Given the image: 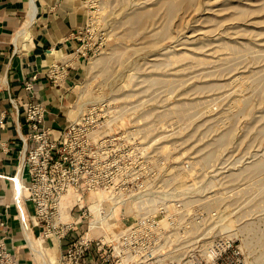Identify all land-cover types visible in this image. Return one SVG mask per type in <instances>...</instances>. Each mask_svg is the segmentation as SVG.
<instances>
[{
	"label": "rangeland",
	"instance_id": "374dc122",
	"mask_svg": "<svg viewBox=\"0 0 264 264\" xmlns=\"http://www.w3.org/2000/svg\"><path fill=\"white\" fill-rule=\"evenodd\" d=\"M168 1L84 0L83 68L65 115L113 119L107 129L139 133L154 160L178 161V186L193 178L187 199L216 210L210 226L244 245L247 264H264V167L253 166L264 160V0Z\"/></svg>",
	"mask_w": 264,
	"mask_h": 264
},
{
	"label": "built area",
	"instance_id": "2783aa9c",
	"mask_svg": "<svg viewBox=\"0 0 264 264\" xmlns=\"http://www.w3.org/2000/svg\"><path fill=\"white\" fill-rule=\"evenodd\" d=\"M80 48L77 54L84 55ZM68 64L50 63L46 74L52 84L65 77ZM35 78L26 81V91L32 92ZM8 100L15 108L13 98ZM45 112L39 101L23 109L26 130L18 133L21 148L14 172L0 173L9 191L0 182V264H34L24 225L32 235L55 238L58 247L69 237L58 264H247L244 245L210 226L216 210L208 214L187 199L193 185L188 172L178 186L172 176L178 161L154 160L152 143L141 142L139 133L108 130L113 119L106 123L101 116L80 115L48 127ZM5 117L0 109V128ZM65 194L70 202L64 211L60 201ZM95 194H104L108 204L124 211L123 225L110 240L86 234L95 216L88 203ZM126 208L131 211L125 213ZM10 221L17 223L28 263L11 239Z\"/></svg>",
	"mask_w": 264,
	"mask_h": 264
},
{
	"label": "crops",
	"instance_id": "0c3cea01",
	"mask_svg": "<svg viewBox=\"0 0 264 264\" xmlns=\"http://www.w3.org/2000/svg\"><path fill=\"white\" fill-rule=\"evenodd\" d=\"M87 19L84 0H0V109L6 113L0 128V173L14 172L21 148L18 133L26 130L23 109L30 101L45 105V126H62L68 120L65 101L82 73L84 55L77 54V49ZM58 61L69 62L67 74L52 84L46 70ZM32 75H36L31 80L33 90L26 91L24 85ZM8 97L13 98L16 110ZM0 182L9 194L8 182ZM10 224L11 239L28 263L17 223Z\"/></svg>",
	"mask_w": 264,
	"mask_h": 264
},
{
	"label": "bare ground",
	"instance_id": "6f19581e",
	"mask_svg": "<svg viewBox=\"0 0 264 264\" xmlns=\"http://www.w3.org/2000/svg\"><path fill=\"white\" fill-rule=\"evenodd\" d=\"M172 0H169L168 1V3L169 4H171V6L174 4H172V2H171ZM176 1V0H175ZM174 1V2H175ZM184 1V0H183ZM166 5V4H165ZM176 5V4H175ZM174 6V5H173ZM172 6V7H173ZM167 7V6H166ZM172 8H169V10H171ZM174 10V9H173ZM143 14V13H142ZM135 15V17L133 18V19H131V20H133V21H135V19L136 18H139V19H141L140 18V16L141 17H143V15H141V14H134ZM140 15V16H139ZM137 16H139V17H137ZM232 16V15H231ZM143 19V18H142ZM136 20H138V19H136ZM238 22V21H237ZM244 22V21H243ZM228 30V29H227ZM222 44V43H221ZM226 44V43H225ZM228 45V44H227ZM235 46V45H234ZM225 47V46H224ZM233 47V46H232ZM248 47V46H247ZM227 48H229L228 46H227ZM231 48V47H230ZM237 48V47H236ZM250 49H251V47H249ZM233 49V48H232ZM255 49V48H254ZM115 51V50H114ZM227 51V50H226ZM245 51V50H244ZM250 51V50H249ZM235 52H237V51H235ZM251 52V51H250ZM238 53V52H237ZM241 53H242V51H241ZM240 53V54H241ZM111 54V53H110ZM181 54V53H180ZM179 54V55H180ZM239 54V53H238ZM246 54H248V52L246 53ZM173 55V54H172ZM182 55V54H181ZM184 55V54H183ZM243 55V54H242ZM177 56V55H176ZM234 56V55H233ZM237 56V55H236ZM241 56V55H240ZM108 57H110V56H108ZM239 57V56H238ZM100 58V57H99ZM231 58H232V56H231ZM181 59H183V58H181ZM108 60L109 59H107V60H105L104 61V59L102 60V59H98V61H95V59H94V64H93V68L95 67V63H97L96 64V66L99 64V66H100V64L102 63L103 64V62H104V64H105V62H107L108 63ZM180 61V60H179ZM206 61V60H205ZM204 61V62H205ZM107 66V65H106ZM91 68V67H90ZM102 69H103V67H101ZM105 68V67H104ZM257 77H259V76H257ZM264 79V78H263ZM153 80V79H152ZM179 80V79H178ZM181 80V79H180ZM262 83V82H261ZM249 86V85H248ZM86 87V86H85ZM256 87V86H255ZM262 87V85L260 84V89H262L261 88ZM257 88V87H256ZM254 90V89H253ZM82 91V93H79V95H78V99L79 98H81L82 97V95H84L85 94V92H84V90H81ZM257 91H258V89H257ZM260 92V91H259ZM253 93V92H252ZM250 94V93H249ZM248 96H250V95H248ZM258 96H259V94H258ZM245 97V96H244ZM233 98H235V97H233ZM232 98V99H233ZM248 98V97H247ZM246 98V99H247ZM240 99V98H239ZM259 99V98H258ZM238 100V99H237ZM243 100V99H242ZM241 100V101H242ZM249 100V99H248ZM252 100V99H251ZM236 101V100H235ZM241 101H239V102H241ZM247 101V100H246ZM235 103V102H234ZM244 103H245V101H244ZM250 103V102H249ZM247 104V103H246ZM81 105V104H80ZM80 105L78 104V106L80 107ZM230 105H232V104H230ZM235 105V104H234ZM237 105H238V103H237ZM74 107V109H75V106H73ZM73 107L71 108V109H69V110H67L68 111V114H69V116L70 117H72V113L75 115V113H74V111H76V110H74L73 111ZM181 107V106H180ZM244 107H246V105H244ZM241 108H242V106H241ZM240 108V109H241ZM80 110V109H79ZM79 110H78V112H79ZM237 110H238V108H237ZM73 111V112H72ZM239 111V110H238ZM243 111H244V109H243ZM242 110H241V112H243ZM245 111L247 112V110L245 109ZM184 112V111H183ZM224 112H227V111H224ZM229 112V111H228ZM227 112V113H228ZM240 112V113H241ZM185 113V112H184ZM67 114V115H68ZM179 114V113H178ZM235 114V113H234ZM233 114V115H234ZM243 114H245V112L243 113ZM180 115H182V114H180ZM75 117V116H74ZM179 117H181V116H179ZM226 117H227V115H226ZM262 117V116H261ZM260 117V118H261ZM77 118V117H76ZM228 118V117H227ZM259 118V119H260ZM235 119V118H234ZM233 119V120H234ZM236 120V119H235ZM258 120V119H257ZM261 129V128H260ZM259 132V131H258ZM258 134V133H257ZM226 136H228V135H226ZM225 136V137H226ZM227 138V137H226ZM164 148V147H163ZM209 155H211V154H208L207 156H209ZM211 157V156H210ZM209 158V157H208ZM263 159V158H262ZM256 160L257 162H254V164H253V166H256L255 168L257 169V168H260V167H264V160ZM252 165V164H251ZM249 166V165H248ZM250 167H252V166H250ZM251 172V171H250ZM258 172V171H257ZM70 195L69 194H65L63 197H62V199H61V201H60V208H61V210H64L65 211V209H66V207L68 206V204H69V202H70ZM89 206H90V208L92 209V211H94V214H95V216H94V218L93 219H91L90 220V228H89V230L87 231V236H92V235H96V236H99L100 238H102L104 241H106V240H110L112 237H116L117 236V234H118V232H119V230L121 229V227H122V225H123V222H122V220H121V217H122V215L124 214V211L123 210H121V209H119V208H113L110 204H108L107 203V201H106V196L104 195V194H95V195H93L92 196V198H91V200L89 201ZM116 210H118L119 211V217L120 218H117L116 217ZM131 210H130V208H126L125 209V213H128V212H130ZM231 230V229H230ZM230 230H229V232H230ZM220 232V231H219ZM23 233V235H24V237H25V239H24V242L26 243V245H27V247H29L30 249H31V252L33 253V256H34V260L36 259V262L37 261H40V263L41 264H58V260H57V257H56V250H57V248H58V242H57V240L55 239V240H53V242L54 243H52V245H50L49 247H44L42 244H41V240L40 239H36L32 234H31V232L27 229V226L26 225H24V231L22 232ZM231 235H233V234H235V231L232 229V231H231V233H230ZM52 238V237H51ZM53 239V238H52Z\"/></svg>",
	"mask_w": 264,
	"mask_h": 264
}]
</instances>
